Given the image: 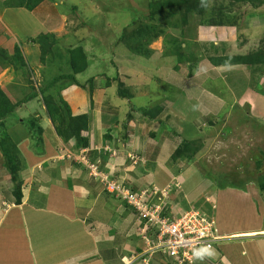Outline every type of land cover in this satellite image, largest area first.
Listing matches in <instances>:
<instances>
[{"label": "rangeland", "instance_id": "1", "mask_svg": "<svg viewBox=\"0 0 264 264\" xmlns=\"http://www.w3.org/2000/svg\"><path fill=\"white\" fill-rule=\"evenodd\" d=\"M148 2L45 0L33 11H28L6 8L0 1V48L11 55L16 44H21L32 74L24 79L16 69L0 65V87L13 103L34 88L40 90L60 73L69 71L65 62H61L68 58L65 49L69 47L81 44L89 54V67L78 75L79 81L84 83L96 77L92 92L88 87L84 89L72 83L61 86V90L57 86L53 89L62 95L73 115L91 116V124L83 133L89 137L88 148L79 149L76 142L66 143L59 137L42 96L25 104L15 116L0 122V139L11 136L19 145L25 159L21 177L25 181L33 175L28 183L42 170L46 171V165L44 168L37 159L44 152L55 149L56 156L51 160L57 165L62 164L60 160L68 166L72 162L84 168L86 175L91 176L93 170L102 174V177L97 176L99 182L90 181L92 187H100V192L106 188L102 178L131 191L155 185L157 190L167 192L171 186L174 189L166 204L177 214L199 210L215 218L218 227L225 221L236 232L244 227L252 228V224H263L264 192L259 188V178L264 175V74H259L248 90L242 92L243 82L239 79L233 88L225 73L241 70L246 78H251L249 68L214 67L208 55L215 54L211 44L219 50L218 54L222 50L227 55L264 51V5L258 8L250 1L226 2L223 7L232 12V19L239 23L236 26H202L194 17L187 27L181 25L183 36L192 44L187 53L182 51L191 60L180 63L176 54L165 56L172 47L173 38L184 39L179 36L181 31L170 25L168 39L159 37L150 46L156 52L155 59H135L124 44L117 43L124 27L142 17L143 12L138 9H144ZM167 19L173 21L170 15ZM162 24L168 25L167 22ZM50 32L57 39L54 47L62 50L63 56L41 63L40 47L32 39ZM203 50L202 60L192 69L195 54ZM176 65L179 66L177 70ZM115 77L119 79L109 82V78ZM118 88L126 92L125 97L118 95ZM155 106L162 109L155 119L141 115V110ZM128 116L131 121L126 124ZM39 137L41 144H38ZM186 141L191 143V148L198 149L194 158L174 159L173 154L187 145ZM82 156L86 157L84 163L75 161ZM0 170L6 173L1 165ZM61 181L65 187L72 186L70 179ZM86 209L89 211V206ZM138 216L115 194L108 196L102 192L93 206L90 217L106 221L107 225L100 237L119 248L116 262L123 255L129 257L131 251L144 244L138 225L142 226V221H138ZM224 237L228 244L227 241L236 242L240 236ZM224 242L211 251L213 262L219 258V244ZM254 243L250 248L253 254L256 253ZM107 251L109 254L110 248ZM134 253L140 254L139 251ZM126 257L124 261L127 262ZM155 259L149 263L165 262ZM140 260L136 264H144Z\"/></svg>", "mask_w": 264, "mask_h": 264}, {"label": "trees", "instance_id": "2", "mask_svg": "<svg viewBox=\"0 0 264 264\" xmlns=\"http://www.w3.org/2000/svg\"><path fill=\"white\" fill-rule=\"evenodd\" d=\"M0 1L6 8H25L28 11H33L40 3L45 0ZM230 1H250L258 8L264 5V0H257L258 2L256 3L254 0H149L148 5L143 7L144 9H138L142 10V17L135 18L130 24L124 27V29L121 31V34H119L117 38V43L124 44L129 49V52L135 56V59H155L153 56H155L156 52L150 46L159 37L168 39L169 25L170 28L181 31V35H179L181 37H184L181 25L187 27V24H189L188 22L191 21L193 17L197 18L199 24L202 26L209 27L216 25H239V23H236V21L232 19L234 17L232 12L230 10L226 11L223 7L226 2ZM212 2H216V4L219 6L216 4L213 5ZM168 15L171 16L173 21H168ZM178 18H180V20H177ZM164 22H167L168 25H163L162 23ZM32 41L38 44L40 47L41 63H45L48 60L52 62L55 59L57 60L62 58V50L56 49L54 47L57 42L54 33H41L37 36V38L32 39ZM189 43L190 41L185 37L184 39L173 38L171 42L172 47L166 51L165 56H172L176 54L178 56L177 60H179L180 63L187 59L191 60L189 57H187V54H182L183 50H186V53L187 50H189V45H191L192 42L190 44ZM183 44L185 47H183ZM211 45L215 54L208 55V61L212 66H244L245 69L249 68L248 71L252 73L251 78H246L241 70H233L225 73L227 80L230 82L233 88L240 79L243 82L242 87H244L242 88V92H246L248 90L247 88H249L251 85V81H255L259 74H264L263 50H258L257 52L247 55H227L224 53V50L218 54L219 50L214 47V44ZM65 51L68 54V58L66 60H62L61 62H65L64 64L68 66L69 71L62 72L55 76L49 84H45L42 88H40V90L37 91V89L34 88L22 99H19L16 103H13L8 93L0 87V122L8 119L11 116H15V113L22 109L25 104L34 101L39 96H42V101L46 107L48 115L55 123L56 132L59 137L66 143L76 142L77 148L85 149L89 147V137H86L83 135V133L88 130L91 124V116L89 114L77 116L73 115L69 105L62 98V95L57 91L55 92L53 89H55L57 86L58 89L61 90V86H70L72 83L84 89L88 87L90 92H92L95 89L96 77H91L84 83H81L78 79V75L84 73L88 69L90 63L89 54L83 45L80 44L74 47H69L66 48ZM192 55L194 56V54ZM203 55L204 50L203 52H197L195 54L194 64L191 66L192 69H195L199 61L202 60ZM0 65L2 68L12 67L16 69L18 72L22 73L24 79H29L32 75L25 60L24 53L21 49V44H16L13 54L11 55L7 50L0 48ZM177 68H179L178 65L175 66V70H177ZM118 79V77H115L109 78L108 80L110 82ZM247 79L250 80V84L249 82L247 83ZM125 94V91L118 88V95L120 97H125ZM161 112L162 109L159 106L146 108L140 111L141 115L146 119H155ZM129 121L131 120L128 116L125 123L129 124ZM163 124H165V122H163ZM170 129L172 130L173 128ZM38 130L39 134L42 135V129L39 127ZM33 138H35V136H33ZM41 143L42 138L39 137L38 144ZM190 145L191 143L187 142V145L185 144L184 147L177 149L175 154H173V158L182 159L185 156L187 159H193L198 149L195 150L194 148H191ZM187 148L189 149L187 150ZM24 160L25 159L23 157L22 151L19 148V145L11 136H6L0 139V165L1 168L5 169L6 173L10 176V181L12 183V193L17 205H21L24 199V180L21 177V171L25 166ZM105 161L106 158H104V163ZM99 166V170H101V165L99 164ZM154 186L155 185L146 189H153ZM259 188L261 192H264V175L259 178ZM105 189L106 188L103 189V193L108 194V196L113 195L112 192ZM133 190L132 192H134ZM136 192H141V190ZM143 249L144 244L136 249V251L142 252ZM155 257V260L162 259V261H165L162 262L164 264H172L170 260L164 257L162 254H158ZM118 263H121V257L119 258Z\"/></svg>", "mask_w": 264, "mask_h": 264}, {"label": "crops", "instance_id": "3", "mask_svg": "<svg viewBox=\"0 0 264 264\" xmlns=\"http://www.w3.org/2000/svg\"><path fill=\"white\" fill-rule=\"evenodd\" d=\"M54 152L55 149L44 152L37 159L44 168L46 165V171L42 170L34 181L27 182L33 175L24 181L21 205L14 201L10 176L0 170V264H121L116 262L119 249L116 244L100 237L102 230L105 233L106 221L90 217L103 192L98 185L92 187L90 181H99L72 162L68 166L60 160L62 164L57 165L51 160L56 156ZM74 174L80 178H74ZM63 178L70 179L72 186L65 187ZM223 223L218 227L216 222L221 236L240 237L236 242L219 244L217 259L224 264H264V223L252 224V228L244 227L237 232L231 229L230 223ZM125 241L127 246L129 241L127 238ZM252 243L255 254L250 249ZM194 264L210 263L198 259Z\"/></svg>", "mask_w": 264, "mask_h": 264}, {"label": "built area", "instance_id": "4", "mask_svg": "<svg viewBox=\"0 0 264 264\" xmlns=\"http://www.w3.org/2000/svg\"><path fill=\"white\" fill-rule=\"evenodd\" d=\"M85 158L82 156L75 161L84 163ZM92 175L102 177L96 170ZM102 182L107 190L132 207L140 216L138 220L142 221L140 238L144 242V249L140 254L133 253L126 264H136L140 259L144 264L149 263L158 254L164 255L172 264H193L197 259L210 261L211 251L225 239L218 233L215 218L199 210L177 214L167 207L166 200L173 190L171 186L167 192L154 187L135 193L125 186L117 187L107 178H102ZM212 263L223 264L221 260Z\"/></svg>", "mask_w": 264, "mask_h": 264}, {"label": "clouds", "instance_id": "5", "mask_svg": "<svg viewBox=\"0 0 264 264\" xmlns=\"http://www.w3.org/2000/svg\"><path fill=\"white\" fill-rule=\"evenodd\" d=\"M91 177H93L94 179H96V180H98L99 181V178H97V177H95V176H93L92 174H91ZM139 221V220H138ZM139 226H140V228H141V224H138ZM140 240V239H139ZM225 240V239H224ZM223 240V241H224ZM134 251H136V250H133V251H131V253H134ZM211 250H209V252H210ZM131 253H130V255H129V257H126V258H130L132 255H131ZM125 257L123 256L122 258H121V263L123 262V264H126V261H124L125 260ZM212 257V256H211ZM198 260V259H197ZM204 260H206V259H204ZM216 260H218V261H220L221 259H216ZM196 261V260H195ZM194 261V262H195ZM207 262H209L210 264H213L212 262V260L210 259V261L209 260H206ZM222 261V260H221ZM223 263V262H222ZM158 264H161L160 262L158 263ZM194 264V263H193ZM224 264V263H223Z\"/></svg>", "mask_w": 264, "mask_h": 264}]
</instances>
